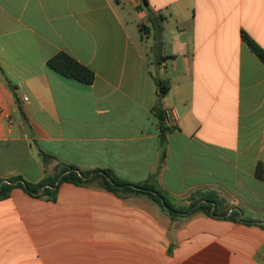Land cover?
Returning a JSON list of instances; mask_svg holds the SVG:
<instances>
[{
	"label": "crops",
	"instance_id": "obj_1",
	"mask_svg": "<svg viewBox=\"0 0 264 264\" xmlns=\"http://www.w3.org/2000/svg\"><path fill=\"white\" fill-rule=\"evenodd\" d=\"M145 1L0 0V179L109 170L179 210L209 195L215 215L96 184L13 187L0 264H264V65L240 37L264 51V0ZM59 52L93 83L49 70ZM158 108L177 115L163 160Z\"/></svg>",
	"mask_w": 264,
	"mask_h": 264
},
{
	"label": "trees",
	"instance_id": "obj_2",
	"mask_svg": "<svg viewBox=\"0 0 264 264\" xmlns=\"http://www.w3.org/2000/svg\"><path fill=\"white\" fill-rule=\"evenodd\" d=\"M147 8L145 0H141ZM116 3L119 0H115ZM148 19L152 22L151 16L148 12ZM242 42L248 47V49L256 56V58L264 65V51L243 31L240 33ZM46 67L56 73L57 75L76 81L84 85H91L94 81V74L84 65L80 64L66 53L59 52L52 56L47 62ZM155 83L158 89L159 97H164L169 89V85L166 81L155 79ZM165 110L162 108L157 109V117L159 120V127L161 131L160 135V160L164 159V143L163 134L170 132L173 128L167 125L165 120ZM42 160L48 159L50 156L40 151ZM64 175L59 181L56 179L53 181L43 180L37 184H33L23 180L20 176L9 178L7 180L0 179V200L8 197L13 187L23 188L30 195H41L46 198L53 199L57 190V187L63 183H72L74 185H89L96 184L100 187L118 195H140L146 196L158 207L167 212L171 217H176L180 214H191L196 211H203L211 216L215 215V210H212L215 201L213 197L209 195H202L201 200L203 202L196 206V202L186 208V210H179L174 207L165 197L157 191L155 184L150 179L143 183H130L117 178L109 170H94V171H81L74 166L65 165Z\"/></svg>",
	"mask_w": 264,
	"mask_h": 264
},
{
	"label": "built area",
	"instance_id": "obj_3",
	"mask_svg": "<svg viewBox=\"0 0 264 264\" xmlns=\"http://www.w3.org/2000/svg\"><path fill=\"white\" fill-rule=\"evenodd\" d=\"M24 101H26V98H23ZM165 113V120L167 122V125L171 128H174L176 121H177V115L174 109H166L164 111Z\"/></svg>",
	"mask_w": 264,
	"mask_h": 264
},
{
	"label": "water",
	"instance_id": "obj_4",
	"mask_svg": "<svg viewBox=\"0 0 264 264\" xmlns=\"http://www.w3.org/2000/svg\"><path fill=\"white\" fill-rule=\"evenodd\" d=\"M157 33H158V26L156 25L155 26V36H156V38H157ZM158 105L160 106L161 105V101L159 100L158 101ZM5 181V180H4Z\"/></svg>",
	"mask_w": 264,
	"mask_h": 264
},
{
	"label": "rangeland",
	"instance_id": "obj_5",
	"mask_svg": "<svg viewBox=\"0 0 264 264\" xmlns=\"http://www.w3.org/2000/svg\"><path fill=\"white\" fill-rule=\"evenodd\" d=\"M152 38H154V41H153V39H152L151 41H152V42H155V41H156L155 32H154V37H152Z\"/></svg>",
	"mask_w": 264,
	"mask_h": 264
}]
</instances>
